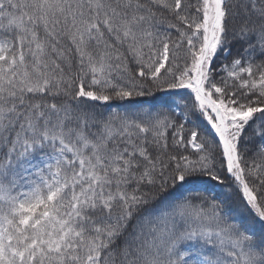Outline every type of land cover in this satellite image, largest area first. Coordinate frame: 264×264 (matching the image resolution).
I'll return each mask as SVG.
<instances>
[{
	"label": "snow or ice",
	"instance_id": "snow-or-ice-1",
	"mask_svg": "<svg viewBox=\"0 0 264 264\" xmlns=\"http://www.w3.org/2000/svg\"><path fill=\"white\" fill-rule=\"evenodd\" d=\"M0 264H264V0H0Z\"/></svg>",
	"mask_w": 264,
	"mask_h": 264
},
{
	"label": "trees",
	"instance_id": "trees-1",
	"mask_svg": "<svg viewBox=\"0 0 264 264\" xmlns=\"http://www.w3.org/2000/svg\"><path fill=\"white\" fill-rule=\"evenodd\" d=\"M192 3H195V0H191ZM194 12V9H193ZM159 95V94H158ZM145 103L148 101H151L153 98L152 97H145L142 98ZM126 107V102H113L111 105H104L101 106L97 109V112L107 114L109 111H123L125 110ZM209 126L206 124L200 125V130L203 132L204 135L209 137L210 140L216 139L214 137V134L208 130ZM96 126H93L91 131H95ZM246 132H250V130L246 129ZM187 135V132L185 133ZM259 140V136H255L253 141H250V145L254 146V144ZM247 157H252L255 159L253 156V152L249 150V152L246 154ZM257 163H260L261 161L259 159H256ZM250 182L252 181V178H249ZM216 194L219 198H227L230 201V205L232 208H238L240 205V200H239V194L231 188L230 183L226 182L225 185H221L216 188Z\"/></svg>",
	"mask_w": 264,
	"mask_h": 264
}]
</instances>
